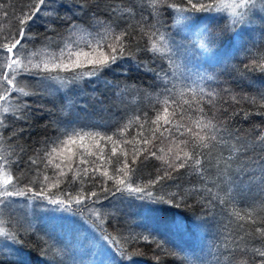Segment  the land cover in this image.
Instances as JSON below:
<instances>
[{
    "label": "trees",
    "instance_id": "trees-1",
    "mask_svg": "<svg viewBox=\"0 0 264 264\" xmlns=\"http://www.w3.org/2000/svg\"><path fill=\"white\" fill-rule=\"evenodd\" d=\"M2 2L9 15L0 11V35L16 31L21 11H26L32 0ZM203 2L213 3L214 11L192 10L184 13L189 17L184 20L169 5L186 7L187 0H77L73 8L59 9L60 15L70 20L55 21V32L45 31L46 18L31 24L29 34L35 39L26 46L31 64H40L41 76L74 82L61 86L59 80L19 77V87L30 94L39 91V95L29 97L33 114L27 117L28 123H14L17 132L25 130L23 134L11 141L0 135V161L10 165L20 161L14 167H0V187L11 176L27 193L0 205V229L8 233L0 235V264H98L95 251L81 246L85 235L110 236L118 241L107 240L108 248L102 252L106 264H175L176 259L183 264H259L255 249H264V240L255 229L264 226V173L251 161L264 156L260 151L264 144L257 138V132L264 131V115L259 114L264 111V39L255 42V34L264 28V4L257 0L255 7L241 11H247L244 23H233L241 12L232 16L226 0ZM80 4L82 11L78 10ZM110 6L119 9L111 18ZM93 13L106 22L105 27L92 19ZM197 16L202 19L193 28L191 20ZM112 21L136 39L129 41L125 57L111 69L89 77L86 73L93 65L88 61L107 52L105 41L114 43ZM209 33L218 38L202 47ZM153 46L155 53L146 50ZM56 64H68V69L56 68ZM169 98L176 103L171 104ZM209 122L221 128L228 143L209 152L199 171L196 166L180 169L173 172L174 179L156 186L164 192L177 191L176 185L186 193L200 189L201 194L190 198L187 207L163 205L148 212L127 192L109 195L101 191L113 184L108 177L117 167L116 158L124 159L123 152L128 153L129 164L134 149L156 152V157L143 164L140 161L147 153H141L135 175L129 174L143 185L158 175V168L170 171L157 157L170 162H175L177 153L183 157L190 149L180 141L197 132L200 136L211 134V129L204 128ZM176 125H182L183 136ZM225 127L232 136L223 132ZM144 139L149 143L144 144ZM113 147L116 156H112ZM230 152L229 174L221 176V156L227 158ZM30 157L37 163L31 164ZM93 190L99 194L98 202L75 204L78 196ZM36 192L42 195L36 197ZM213 196L217 199L210 211L196 203ZM66 197L72 198L75 222L67 218L72 213L56 211L57 206L49 203L50 199L67 203ZM157 241L163 249L157 247ZM173 251L182 253L177 258L171 255Z\"/></svg>",
    "mask_w": 264,
    "mask_h": 264
},
{
    "label": "snow or ice",
    "instance_id": "snow-or-ice-1",
    "mask_svg": "<svg viewBox=\"0 0 264 264\" xmlns=\"http://www.w3.org/2000/svg\"><path fill=\"white\" fill-rule=\"evenodd\" d=\"M256 2L257 0H240V3L239 5H237V7L242 9H250L255 7ZM260 2L264 4V0H260ZM181 3H183V0H181ZM76 4L77 0H32V3L27 8V10L21 11V15L17 21L18 27L16 28V31L0 35V116L4 117L3 120H0V135H7L10 141L13 138H19V136L22 135L25 131L24 129H21L19 132H17L16 128L14 127V123L18 120H23L24 123L27 124V117L33 114L32 102L29 99L30 95H39V91L30 94L28 92H25L23 88L19 87V77H31L37 80H59L61 86L74 82L72 80L65 81L63 79H59L58 77L41 76V73L39 71L40 64H31V60L28 56V49L26 46L35 39L29 34L31 24L35 23L40 18H46L44 23L45 31L55 32V21L64 19L70 20V18H67L66 16L62 17L59 13V9L73 8V6ZM187 5L188 6L186 7H178L176 5L170 4L169 7L179 13L180 19L184 20L189 19V17L184 15V13L192 10L201 12L214 11L213 3H205L203 2V0H187ZM83 7V4L78 5V10L82 11ZM0 11H2L5 17L9 15L8 11L6 10V5L4 2H2V0H0ZM118 11L119 9L110 6L109 17L111 18V16H115ZM13 15L15 14L13 13ZM245 16H247V11L241 12L238 21H234L233 23H244ZM92 19L101 27H105L106 22L103 20H99L95 13H93ZM201 19L202 18L200 16L195 17V19L191 20L190 26L195 28ZM112 25H114V27L111 28L114 43H107V41H105L103 47L107 49V52H101L98 58H94L88 61L89 64L93 65L92 69L86 73V75L89 77L97 76L105 68L111 69L118 60L125 57L126 47L129 41L136 39V37H134L130 31H128L127 29H121L120 25L115 21H112ZM69 27L75 30V25L71 22H69ZM117 29L120 30L117 32ZM145 35H147V33H145ZM152 35H155V33H152ZM217 38L218 37L213 36V34L209 33L208 39L202 45V47L206 48L210 46ZM97 44L99 46V42H97ZM146 50H151L154 53L156 52L154 46L151 49ZM128 54L131 55V53ZM79 55L80 53H77V57ZM83 55L87 57L89 53L85 52L83 53ZM25 61H28V63H25ZM80 65L81 62L79 59H77L75 61V67L78 68L80 67ZM54 66L56 68L62 67L65 70L68 69V64H56ZM44 69L47 71L46 64L44 65ZM262 70H264V68H262ZM165 91H168V89L166 88ZM13 93H18V95L14 96ZM207 95L211 98L213 96V93L209 92L207 93ZM232 98L235 99V97ZM262 99H264V97H262ZM169 100H171V104L173 105L176 103V101L172 100L171 98H169ZM169 100L164 101L165 105L169 104ZM209 103H211V99L209 100ZM261 108L264 109V104L261 105ZM200 112L203 114L202 108L200 109ZM19 113H24V115L21 116ZM173 114H175V109H173ZM259 114L264 115V111L260 112ZM41 115H43L42 111ZM244 115L247 116L248 113H245ZM181 118L183 117L181 116ZM165 123L168 124L170 123V121L166 120ZM175 127L176 131L180 133V136H183L184 132L180 131L182 125H176ZM141 128H143V125H141ZM204 128L211 129V134L200 136L199 132H197L189 139L180 141V143L183 144L185 148L190 149V151H184L183 157L180 156L179 153H177L175 162H170L166 157L163 156L157 157L158 159L162 160L165 165H167L170 171L158 168V175L154 179H149L143 185L137 184L129 174L131 173L132 175H135L137 171V168L135 166L141 153H147V155L144 156V160L140 161V163L143 164L144 161L149 159V157H156V152H149L147 148L134 149L132 152L130 164L127 159L128 153L123 152L122 154L124 156V159L121 160L120 157L116 158L117 167L114 170L113 176L108 177V179L113 180V184L111 186L102 187L101 191L109 195H115L116 192H120L121 194L127 192L130 197L134 198L137 201H140V206H142L148 212L158 211L163 205H167L169 208H180L181 206L187 207L189 205L190 198H195L196 196H199L201 194L200 189H194L193 192L186 193L183 189L180 188L179 185H176V188L178 189L177 191L164 192L162 189L157 190L156 186L162 184V182H164L165 180L174 179L173 172H179L180 169H186L196 166V169L199 171L202 164L207 161L209 152L217 149L220 145H226L228 143V140L225 139L223 135H221V128L217 127L211 122L204 125ZM165 131H169V129L166 128ZM187 131L189 133L192 132L191 129H188ZM223 132L228 133L229 136L233 135L227 127L223 128ZM257 138L261 141L262 144H264V131H258ZM106 139L111 141L112 136H107ZM113 143H116V141H114ZM143 143L148 144L149 140L144 139ZM241 147H246V145H242ZM201 149L207 151H203ZM55 150V148L52 149L53 152ZM21 151H23V149H21ZM237 151H239V149H237ZM260 151L264 152V148H261ZM116 153L117 150L115 147H113L112 156H116ZM243 154L247 155L246 152ZM100 158H103L102 151L100 154ZM221 159L223 160V169L221 170V176H224L226 174H229L231 164L233 162L231 152L227 158L221 156ZM29 161L33 165L37 163V160L31 157L29 158ZM81 162L85 164L88 163L86 160H82ZM19 163V160L12 162L11 165L7 161H0V167H4L5 169H7L10 166L14 167ZM251 163L255 168H259L261 173H264V156L252 158ZM55 167L60 168V165L56 164ZM245 167H247V165H245ZM243 170V168L240 169V171ZM94 171H98V169ZM84 172L85 174H87L88 169L85 168ZM104 175L107 176V172H105ZM92 179L94 180L95 177L93 176ZM261 180L262 182H264V175L261 176ZM208 191L211 192V189H208ZM26 194L27 193L25 192V190L17 187L12 182V177L8 176L7 179L3 182V186L0 187V205H7L11 202V198L24 197L26 196ZM35 195L36 197H40L42 193L36 192ZM216 199L217 197L213 196L211 199L207 200H196V203L200 205L202 210L210 211L213 208L214 201ZM66 200L67 203L65 202V200L50 199L49 203L57 206L55 209L56 211L72 213V215L67 216V218H70L73 222H75L76 214L72 212V208L70 207L73 202L72 198L66 197ZM87 200H92V203H96L99 201V194L93 190L86 195L78 196L74 202L76 205H80ZM220 203L223 204L225 203V201L220 200ZM193 220L194 222L200 224L197 219ZM81 222L87 223V221L85 220H81ZM177 227L180 230L183 229L182 224L178 223ZM255 232L259 234L261 240H264V226L257 227L255 229ZM0 235L7 236L8 233H5L2 229H0ZM12 239L15 240V237L13 236ZM108 239H112L113 244H118V241L110 236L89 238L87 235H85L82 237L81 246H87V249L89 251H95L96 256L99 257L98 264H106L102 252L104 247L108 248ZM144 240L147 241L148 237L145 236ZM157 247L163 249V245H161L158 241ZM240 251L244 250L241 249ZM255 252L260 258L259 264H264V249H255ZM181 253L182 251H173L171 255L178 258ZM120 255L123 257L124 253L121 252ZM129 259H131V257H129ZM175 264H183V261H181L180 259H176Z\"/></svg>",
    "mask_w": 264,
    "mask_h": 264
},
{
    "label": "rangeland",
    "instance_id": "rangeland-1",
    "mask_svg": "<svg viewBox=\"0 0 264 264\" xmlns=\"http://www.w3.org/2000/svg\"><path fill=\"white\" fill-rule=\"evenodd\" d=\"M240 0H226L225 5H226V9L229 10L230 14L232 16L236 15L238 16V14L244 10L242 8L237 7V5H239ZM254 31H251V34H254ZM255 36H257L255 38V42L259 43L261 39H264V28L260 29L257 34H255ZM247 38V37H246ZM249 39V38H248ZM245 40V39H244ZM251 47V44L250 46ZM246 48V47H245ZM247 49V48H246ZM92 52L90 53L91 56ZM72 56V55H71ZM80 56V55H79ZM80 57H77L75 60L79 59ZM88 59V58H87Z\"/></svg>",
    "mask_w": 264,
    "mask_h": 264
}]
</instances>
